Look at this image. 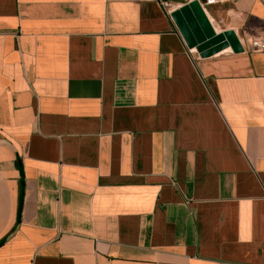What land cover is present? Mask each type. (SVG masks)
I'll return each mask as SVG.
<instances>
[{
    "label": "crops",
    "instance_id": "crops-1",
    "mask_svg": "<svg viewBox=\"0 0 264 264\" xmlns=\"http://www.w3.org/2000/svg\"><path fill=\"white\" fill-rule=\"evenodd\" d=\"M192 1L0 0V264H264V0Z\"/></svg>",
    "mask_w": 264,
    "mask_h": 264
},
{
    "label": "water",
    "instance_id": "water-1",
    "mask_svg": "<svg viewBox=\"0 0 264 264\" xmlns=\"http://www.w3.org/2000/svg\"><path fill=\"white\" fill-rule=\"evenodd\" d=\"M171 18L189 49L206 58L230 46L229 33L215 34L198 1H192L171 13ZM230 42V44L228 43Z\"/></svg>",
    "mask_w": 264,
    "mask_h": 264
},
{
    "label": "built area",
    "instance_id": "built-area-1",
    "mask_svg": "<svg viewBox=\"0 0 264 264\" xmlns=\"http://www.w3.org/2000/svg\"><path fill=\"white\" fill-rule=\"evenodd\" d=\"M234 0H204L203 4H200V6L203 9V6H210V5H215L218 3H223V2H233ZM251 50L254 52H261L264 53V35L253 39L250 43Z\"/></svg>",
    "mask_w": 264,
    "mask_h": 264
},
{
    "label": "bare ground",
    "instance_id": "bare-ground-1",
    "mask_svg": "<svg viewBox=\"0 0 264 264\" xmlns=\"http://www.w3.org/2000/svg\"><path fill=\"white\" fill-rule=\"evenodd\" d=\"M227 51V50H226Z\"/></svg>",
    "mask_w": 264,
    "mask_h": 264
}]
</instances>
